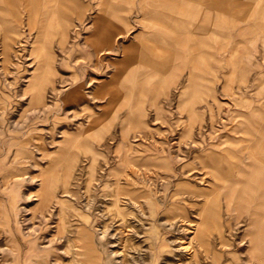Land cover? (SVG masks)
I'll return each mask as SVG.
<instances>
[{"label": "rangeland", "instance_id": "374dc122", "mask_svg": "<svg viewBox=\"0 0 264 264\" xmlns=\"http://www.w3.org/2000/svg\"><path fill=\"white\" fill-rule=\"evenodd\" d=\"M0 264H264V0H0Z\"/></svg>", "mask_w": 264, "mask_h": 264}, {"label": "bare ground", "instance_id": "6f19581e", "mask_svg": "<svg viewBox=\"0 0 264 264\" xmlns=\"http://www.w3.org/2000/svg\"><path fill=\"white\" fill-rule=\"evenodd\" d=\"M32 5V4H31ZM33 7V9L34 8H36V4L35 3H33V5H32ZM29 7V6H28ZM37 9V8H36ZM31 11V10H30ZM33 11V10H32ZM38 11V10H37ZM30 13V12H29ZM32 14H35V13H32ZM31 14V15H32ZM31 19H32V17H31ZM32 21H34V20H32ZM34 23L32 22V25H33ZM34 26V25H33ZM103 28V31L105 30V31H107V29H109V27L107 26V25H101ZM32 27V26H31ZM4 38H5V36H4ZM8 38V37H7ZM4 41H5V39H4ZM3 45H5L4 44V42H3ZM6 45L8 46L9 45V41L7 42V40H6ZM37 53V56H38V58H39V61H40V63H39V66H40V68H39V70H40V72H39V74L38 75H40V76H42V75H45L46 74V72H44V70H45V68L49 65V58H48V56H47V54H46V52H45V50H41V51H37L36 52ZM113 80H114V78H113ZM115 81V80H114ZM119 82V81H118ZM117 84V83H116ZM119 86V85H118ZM119 88V87H118Z\"/></svg>", "mask_w": 264, "mask_h": 264}]
</instances>
